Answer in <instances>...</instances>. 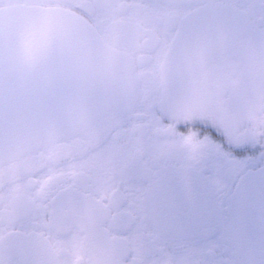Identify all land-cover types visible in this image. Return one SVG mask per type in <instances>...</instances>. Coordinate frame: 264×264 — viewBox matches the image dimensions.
Segmentation results:
<instances>
[{
    "label": "flooded vegetation",
    "instance_id": "obj_1",
    "mask_svg": "<svg viewBox=\"0 0 264 264\" xmlns=\"http://www.w3.org/2000/svg\"><path fill=\"white\" fill-rule=\"evenodd\" d=\"M43 6L81 17L130 57L137 100L178 92L177 103L187 107L165 120L167 142L200 134L204 117L264 121V0H0V9ZM110 117L96 126H111ZM58 143L72 146L73 162L119 151L100 135ZM69 162L48 146L0 167V264H89L90 257L105 264L101 250L121 264L131 260L128 242L107 219L103 186L85 198L83 177L60 175Z\"/></svg>",
    "mask_w": 264,
    "mask_h": 264
},
{
    "label": "snow or ice",
    "instance_id": "obj_2",
    "mask_svg": "<svg viewBox=\"0 0 264 264\" xmlns=\"http://www.w3.org/2000/svg\"><path fill=\"white\" fill-rule=\"evenodd\" d=\"M61 38L55 13L41 7L23 35L22 63H40ZM177 96L169 90L132 98L103 129L86 108L73 113L70 126L81 144L100 135L119 151L73 162L72 146L57 143L53 129L50 153L70 161L60 175L83 177L85 198L103 186L107 219L129 245L128 264H264V121L248 126L204 117L200 134L169 143L162 139L172 134L165 120L187 107ZM252 216L260 218L259 231ZM99 256L121 264L116 254L105 258L101 250Z\"/></svg>",
    "mask_w": 264,
    "mask_h": 264
},
{
    "label": "water",
    "instance_id": "obj_3",
    "mask_svg": "<svg viewBox=\"0 0 264 264\" xmlns=\"http://www.w3.org/2000/svg\"><path fill=\"white\" fill-rule=\"evenodd\" d=\"M41 7L0 9V167L49 146L77 138L70 117L86 108L95 125L132 98L139 80L130 57L105 44L81 17L61 9L55 13L61 39L46 57L28 67L21 45L27 27ZM253 229L261 228L252 216Z\"/></svg>",
    "mask_w": 264,
    "mask_h": 264
}]
</instances>
